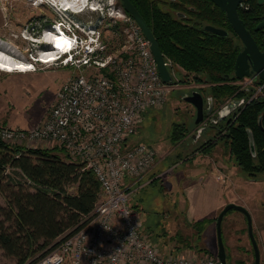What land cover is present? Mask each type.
I'll use <instances>...</instances> for the list:
<instances>
[{
  "label": "built area",
  "instance_id": "built-area-1",
  "mask_svg": "<svg viewBox=\"0 0 264 264\" xmlns=\"http://www.w3.org/2000/svg\"><path fill=\"white\" fill-rule=\"evenodd\" d=\"M86 6L97 8L87 1L79 10H70L79 13ZM104 8L96 10L103 13ZM238 8L248 9L249 0H241ZM62 11L47 32H62L66 42L59 46L47 42V49L30 57L31 70L38 62L70 66L79 72L60 85L54 103L38 123L29 128L0 127V140L28 147L33 142H51L94 172L101 197L51 249L27 264H220L217 255L163 251L132 203L126 177L139 180L149 172L157 152L150 144L129 139L144 112L161 107L173 85L162 80L149 40L122 5L113 6L108 13L124 36L114 51H109L96 22L76 23ZM42 55L55 58L45 62ZM165 63L168 65L166 59ZM238 82L255 87L252 97L263 94L264 81L256 74Z\"/></svg>",
  "mask_w": 264,
  "mask_h": 264
},
{
  "label": "trees",
  "instance_id": "trees-1",
  "mask_svg": "<svg viewBox=\"0 0 264 264\" xmlns=\"http://www.w3.org/2000/svg\"><path fill=\"white\" fill-rule=\"evenodd\" d=\"M130 1L151 28L164 57L184 71L180 82L191 76L196 84H205L201 88L217 105L243 100L223 119L206 120L202 132L212 128L215 134L193 151L209 154L219 140H224L243 175L258 179L264 171V87L262 95L252 97L255 87H243L234 75L242 42L225 12L211 0ZM262 10L264 2L249 0V8H239L238 15L246 25L253 24L254 15ZM206 25L227 33L219 35L205 29ZM186 132L185 124H175L171 141L183 140ZM0 195L4 201L0 205V248L14 264H27L51 249L64 231L93 210L101 197V186L90 168L71 160L56 146L33 148L0 140ZM212 221L204 218L187 222L193 234L171 235L173 249L197 247ZM147 231L151 235V230Z\"/></svg>",
  "mask_w": 264,
  "mask_h": 264
},
{
  "label": "rangeland",
  "instance_id": "rangeland-1",
  "mask_svg": "<svg viewBox=\"0 0 264 264\" xmlns=\"http://www.w3.org/2000/svg\"><path fill=\"white\" fill-rule=\"evenodd\" d=\"M86 1L98 9L104 6L105 11L102 13L103 10H96L97 8L94 10L86 6L79 13L71 12L70 8L64 10L66 15L76 23L96 22L102 31V39L108 43L109 51H114L124 42V36L118 22H113V16L108 13L113 6L117 7L121 3L119 0ZM63 7L60 3H54V0H0V44L3 47L6 45L5 47L12 51L13 57L17 60L33 62L30 60L31 56L35 58L42 50L49 47L47 42L50 41L47 40L45 34L51 23L59 20L57 13H61ZM165 59L175 83L161 107L150 108L144 112L138 130L131 135L129 141H142L151 144L159 154L161 151L158 142H163L165 148L171 147L170 136L173 126L185 124L187 132L184 139L181 140L183 148H179L180 141L172 142V144H178L174 159L176 161L195 152L193 150L198 145L214 136L215 130L207 128L198 134L199 125H194L195 107L185 101L184 97L191 90H198L203 95L206 104L209 95L206 91L204 93L200 84H196L191 76L187 77L186 82H180L179 79L184 78V71H180L177 65H172L168 58L165 57ZM35 67V70H30L36 71L32 74H15L0 80V85L8 87L7 94L9 95V98H5V94H0V127H9L5 125V122L11 120L29 127L34 126L46 115L54 103L60 84L79 72L78 69L70 66L39 64L38 62ZM6 69L4 70L6 72H20L13 67ZM220 106L213 103L214 112ZM195 136L197 137L194 140ZM30 145L33 148L47 149L54 146L51 142H33ZM216 145L229 152L228 145L224 140H219ZM229 157L233 161L230 152ZM165 161L167 166L173 163H171V153ZM233 163L235 164L234 161ZM239 174L241 180L234 185L233 190L234 196L237 198L236 204L244 206L250 214L253 212L255 222L252 232L258 243L260 264H264V183L260 186L249 182L251 180L247 179L240 169ZM258 178H264V171L259 174ZM143 180L141 179L132 188V203L139 208L146 229L151 230L152 240L165 252L172 251L191 256L216 255L218 250L216 218H213L208 230H204L201 238L198 239L196 243L198 248L173 249L174 244L169 240L171 235L179 232L183 236H188L194 232L188 226L182 213L176 210V200L180 201L183 198L182 187L174 185L168 176L144 182ZM254 185L259 187H257L258 191L255 189L252 193L251 188ZM260 194H262V198H259ZM3 204L4 201L0 195V205ZM221 231L228 255L226 264H254V255L244 214L231 209L222 219ZM0 264H14V260L6 256L1 248Z\"/></svg>",
  "mask_w": 264,
  "mask_h": 264
},
{
  "label": "crops",
  "instance_id": "crops-1",
  "mask_svg": "<svg viewBox=\"0 0 264 264\" xmlns=\"http://www.w3.org/2000/svg\"><path fill=\"white\" fill-rule=\"evenodd\" d=\"M177 67L180 71H182L179 66ZM6 68L8 67L0 66V80L15 74L29 75L36 72H6L4 71V69L7 70ZM201 85L205 84H200V86ZM7 89V86L2 84L0 85V94H5V98H9ZM207 105L208 104L206 101L205 107H207ZM207 118L208 117L205 119ZM5 125L19 128L29 127L26 124L24 125L22 123H16L13 120L6 121ZM194 125L197 124L194 122ZM196 137L197 136H195L193 139L195 140ZM158 143L159 150L161 152L158 154L156 151L157 160L153 168L143 175L139 180L126 177V183L131 185V188H133L141 181V179L143 180L145 177L147 178L144 179L143 182L168 176V178H171V182L174 183V185L182 187L183 198H181L180 201L176 200V210L182 213L183 218L187 220V222L204 218H216L225 204L229 202H237V198L234 196L233 190L234 185H236L241 180V176L239 174L238 167L233 163L229 157V152H227L225 148H220L219 145H216L209 154H203L195 151L186 157L175 161V152L178 149V144H172L171 141V147L165 148V144L163 142L159 141ZM179 146V148H183V143L181 141ZM170 153L171 163H173L167 166L165 160H167ZM249 182H253L260 186L263 183L260 181ZM257 187L259 186H252V193L255 189L258 191ZM259 198H262V194L259 195ZM209 226L210 223L206 226L205 231L208 230Z\"/></svg>",
  "mask_w": 264,
  "mask_h": 264
},
{
  "label": "water",
  "instance_id": "water-1",
  "mask_svg": "<svg viewBox=\"0 0 264 264\" xmlns=\"http://www.w3.org/2000/svg\"><path fill=\"white\" fill-rule=\"evenodd\" d=\"M120 1L124 10L132 16V18L137 22L138 26L141 28L145 37L149 40L150 48L153 53L162 80L164 82L171 83L173 76L170 72L168 65L165 63V57L160 50L158 42L151 28L130 0ZM211 1L225 12L227 20L229 21L232 29L239 37L243 45V48L238 52L235 58L234 75L241 79L245 76L256 74L260 78V80L264 81V51H261L259 49L255 39L251 35L250 31L246 28L244 21L238 15V7L241 0ZM257 2L263 3L264 0H257ZM261 27H264V20L259 22L256 25L255 29H259ZM205 29L217 33L219 35H225L227 33L224 29L212 25H206ZM184 100L191 103L195 107V124L199 125L197 129L198 134L204 128V125L201 124L204 123V121L206 120L205 117H208L207 120H209L210 122H216L218 119H223L228 114L233 112L243 102V100L237 99L230 100L214 112L212 97H207L208 105L207 107H205V99L201 92L198 90H193L190 94H187L184 97ZM249 137L251 151L254 154V144L250 131ZM231 209L238 210L244 214L247 221L248 234L254 248V264H260L259 250L252 232L250 213L244 206L233 202L225 204L216 217V237L218 243V252L216 255L220 261V264H226V254L222 238L221 223L225 213Z\"/></svg>",
  "mask_w": 264,
  "mask_h": 264
},
{
  "label": "bare ground",
  "instance_id": "bare-ground-1",
  "mask_svg": "<svg viewBox=\"0 0 264 264\" xmlns=\"http://www.w3.org/2000/svg\"><path fill=\"white\" fill-rule=\"evenodd\" d=\"M54 3L56 4H62L66 9H73V10H79L81 7V4L85 3V0H54ZM95 10V9H94ZM81 11V10H80ZM46 38L50 42H56V44L59 46L64 41L66 42V37L62 32H46ZM2 43V42H1ZM6 46V45H5ZM3 47L0 44V66H7V67H13L17 69L20 72H26L30 71L32 68L30 61H20L13 57L12 51L6 47ZM57 46V47H58ZM53 47V46H52ZM55 47V46H54ZM53 47V48H54ZM52 54V53H51ZM42 59H44L45 56L42 55ZM55 57L51 56L49 59H44L43 61L49 62L50 60L54 59ZM3 65V66H2ZM5 70V69H4Z\"/></svg>",
  "mask_w": 264,
  "mask_h": 264
},
{
  "label": "flooded vegetation",
  "instance_id": "flooded-vegetation-1",
  "mask_svg": "<svg viewBox=\"0 0 264 264\" xmlns=\"http://www.w3.org/2000/svg\"><path fill=\"white\" fill-rule=\"evenodd\" d=\"M169 10L171 11V9H169ZM263 20H264V10L257 11V14L254 15V19L252 22L253 24H247V25L245 24L246 28L250 31L251 35L252 36L254 35L255 38L254 37L253 38L255 39V41H256V43H257V45L261 51H264V27H261L259 29H255V27L259 22H261ZM242 48H243V45H242ZM192 91L193 90H191L188 94H190ZM206 120L204 121V124H205ZM251 181H260V182L264 183V178H258L256 180H251ZM250 216H251V225H252V229H253V224L255 222V217L253 216V212H251ZM246 225H247V221H246ZM247 232H248V229H247ZM248 237H249V234H248ZM249 240H250V237H249ZM223 244H224V241H223ZM250 244L252 247V251H253V255H254V261H255V253H254V248H253L251 240H250ZM257 247H258V243H257ZM217 249H218V243H217ZM224 249H225V254H226V259H227L228 255H227V251L225 248V244H224ZM258 250H259V248H258ZM217 252H218V250H217ZM259 256H260V251H259Z\"/></svg>",
  "mask_w": 264,
  "mask_h": 264
}]
</instances>
